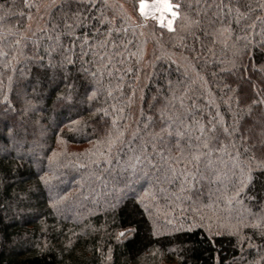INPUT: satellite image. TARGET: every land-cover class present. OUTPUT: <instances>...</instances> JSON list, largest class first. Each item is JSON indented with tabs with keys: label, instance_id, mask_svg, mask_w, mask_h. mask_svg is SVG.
Here are the masks:
<instances>
[{
	"label": "trees",
	"instance_id": "1",
	"mask_svg": "<svg viewBox=\"0 0 264 264\" xmlns=\"http://www.w3.org/2000/svg\"><path fill=\"white\" fill-rule=\"evenodd\" d=\"M32 2L39 11L25 7L24 0H0V48L9 54L0 57V264H264V228L250 226L264 214V175L257 170L256 180L241 189L238 167L218 151L221 145L229 153L238 149L245 163L252 156L259 160L264 151V102L252 103L264 101V0H231L241 11L251 12L239 26L229 20L232 31L224 36L213 35L218 25L211 23V6L217 0H174L183 14L199 23L189 26L178 19L176 31L164 30L162 37L151 22L135 27L134 0H107L108 6L96 0V9L115 17L116 26L129 27L126 39L132 44L123 63L120 58L114 61L112 77L105 74L94 83L92 100L86 99L90 89L77 72L79 47L65 51L70 37L63 34L55 40L64 31L57 9L50 0ZM124 11L132 17L127 25L119 21ZM257 16L255 39L244 52V41L236 37L244 35ZM97 27L104 32L106 26ZM37 29H45L53 39ZM84 33L95 36L91 28L77 29V35ZM194 36L199 37L195 58ZM17 38L20 46L13 43ZM138 48L143 49L139 62L127 54ZM38 56L44 58L43 65ZM66 57L75 65L62 68ZM126 67L133 73L125 74ZM120 76L122 93L108 96ZM129 85L136 90L131 106ZM68 94L70 102L59 98ZM173 97L182 98L185 107L197 105L194 111L205 122L217 112L229 128L238 121L245 142L218 128L212 155L201 158L192 187L181 179L169 183L151 170L148 178L130 176L119 144L112 148V164L102 162L98 154L107 151L109 132L116 134L111 105L125 107L126 122L119 126H127L126 142L142 107L146 113L155 105L183 114ZM99 108H107L110 115ZM165 147L179 154L175 142ZM156 162L160 166L158 158ZM120 232L125 235L118 238Z\"/></svg>",
	"mask_w": 264,
	"mask_h": 264
},
{
	"label": "snow or ice",
	"instance_id": "2",
	"mask_svg": "<svg viewBox=\"0 0 264 264\" xmlns=\"http://www.w3.org/2000/svg\"><path fill=\"white\" fill-rule=\"evenodd\" d=\"M24 3L25 7H35L39 11L38 6L32 0H24ZM50 5L57 9L64 30L63 33L56 34L55 40L59 42L61 34L66 35L70 37V43L65 48V51L74 52L77 46L80 49L81 66L77 69V72L81 74V78L84 80L86 87L90 89V92H86V99L92 100L96 96L94 83L103 79L105 74L109 78L112 77L113 71L115 70L114 61L117 58H120L118 62L123 63L124 53L127 52L128 46L132 44L131 40L126 39L129 27L116 26L114 23L115 17L110 19L96 9V0H58V2L57 0H50ZM105 6H108L107 0H105ZM119 7L123 9V5H119ZM211 7L215 9L213 13L214 19L211 23L218 25L213 35L219 36L231 33L232 29L228 24L229 20L239 26L241 21L248 19L249 13L251 12V9L247 12L241 11L238 4H233L231 0H217ZM261 7L264 8V5ZM89 9L95 11L97 14L93 16L88 11ZM132 9L133 14L138 20L135 27L143 28L151 22L162 30L160 33L161 37L163 36L164 30L169 33L176 31L175 23L178 19L187 21L189 26L193 23H199V21H192L183 14L181 5L175 3L174 0H134ZM20 15H24V13H20ZM3 18V16H0V20ZM27 19H32L31 14L27 16ZM131 19L132 17L126 11L122 12L119 17L120 24L122 25H127ZM89 21H95V23H89ZM256 21H260L259 16L246 25L244 35L236 37L237 41H244V52H246L248 46L255 39ZM261 23H264V21H261ZM97 25L106 26L105 31L101 32ZM52 27L55 30L57 25H53ZM81 28H91L95 36L90 38L88 33L77 35V29ZM37 30L44 32L49 40L53 39L45 29ZM121 35L125 36V38H121ZM133 35H135L134 32ZM19 36L24 40L28 39L24 33H20ZM21 38L15 39L13 43L16 46H20L22 43ZM193 39L194 43L191 52L195 58L198 57L195 41L199 37L194 36ZM76 41H79L78 45ZM36 43L38 41L34 40L33 44ZM244 52H238V54L242 55ZM47 54L51 55L50 52ZM127 54L128 57H138L139 62V59L143 58V49L138 48L137 51L128 52ZM8 55V52L0 48V57H7ZM89 56L92 59L86 60L85 57ZM12 59H16V57L13 56ZM36 59L39 65H43V57L38 56ZM172 63H176V61L172 60ZM68 65H75V60L71 57H66L60 66L67 69ZM7 66L5 65V67ZM49 66H52L51 61H49ZM133 71L132 67H126L124 69L125 74H131ZM65 80H67V71H65ZM123 80L124 76H120V82L116 84L115 89L109 88L107 95L111 97L113 91L122 93L124 87ZM9 82L11 83V77H9ZM128 87L129 95L127 97V103L128 106H131L136 96V90L131 85ZM71 88L72 85L68 84V89L71 90ZM59 98L70 102L72 96L68 94ZM173 98L178 100L179 107L183 109V114L169 112L166 106L156 108L155 105H149L148 112L146 113L142 107L140 109L139 119L136 121L135 131L127 136L126 142L127 126L123 129L119 126L122 120L126 122L125 107H117L116 104L111 105V109L115 113V115L111 116V124L116 129V134L113 135L109 132L107 151L98 154L102 157V162L109 166L112 164V160L110 159L112 148L119 144L122 145L120 152L124 156V170L128 171L130 176L148 178L150 172L147 170H151L154 173H161L163 178L169 183L176 179H181L183 184L192 187L195 184V174L198 172L201 158L205 155H212L210 145L214 139L218 140L216 135L218 128L223 134L230 136L239 135L240 141L242 143L245 142V136L240 133L238 121L232 128H229L219 112H217L215 117H209L205 122V120L198 118L194 111L198 107L197 105L193 103L190 107H185L182 98ZM258 102L264 101H253L252 103ZM237 103L239 104V98H237ZM97 111L103 113L104 116L110 115L107 108H99ZM248 112H251V107L248 108ZM70 123L75 125L79 121H71ZM172 142H175V146L179 150L178 155H173L171 149L165 147L166 143ZM181 142L187 146L189 151H185ZM260 144L264 148V139H261ZM226 149V145H221L218 151L225 152L232 159L234 165L238 167L241 189L248 187L256 180L255 172L257 170H260L261 174L264 175V151L261 152L259 160L255 156H252L251 162L245 163L241 160V153L238 149L231 153L227 152ZM157 158L159 159L160 166L157 165ZM96 162L100 163L101 160H97ZM119 162L118 159L117 163ZM189 165H191V168ZM80 167H84V165H80ZM41 179L47 184L45 178L42 177ZM183 190L184 188L182 187L181 191ZM236 195L239 196V192ZM242 226L247 227L249 225L242 224ZM250 226L254 229L264 228V214L258 215L255 222ZM127 231L130 232L132 230L128 229ZM238 231L234 234H238ZM219 234L218 232L216 233V235ZM124 235L125 232H120L118 238ZM261 235L264 236V232H261ZM241 239L243 240L245 238L241 237Z\"/></svg>",
	"mask_w": 264,
	"mask_h": 264
}]
</instances>
